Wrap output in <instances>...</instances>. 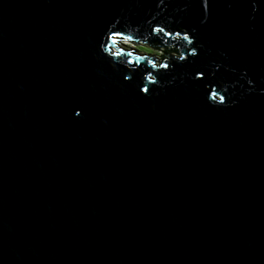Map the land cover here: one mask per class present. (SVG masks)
Segmentation results:
<instances>
[{"label":"water","instance_id":"water-1","mask_svg":"<svg viewBox=\"0 0 264 264\" xmlns=\"http://www.w3.org/2000/svg\"><path fill=\"white\" fill-rule=\"evenodd\" d=\"M0 264H264V0H0Z\"/></svg>","mask_w":264,"mask_h":264},{"label":"rangeland","instance_id":"rangeland-1","mask_svg":"<svg viewBox=\"0 0 264 264\" xmlns=\"http://www.w3.org/2000/svg\"><path fill=\"white\" fill-rule=\"evenodd\" d=\"M134 46V45H133ZM136 47L140 48L141 51H144V52H149V53H153L155 54L156 56H160V49H157V48H151V47H147L149 50H144L142 47L144 46H138V45H135Z\"/></svg>","mask_w":264,"mask_h":264},{"label":"trees","instance_id":"trees-1","mask_svg":"<svg viewBox=\"0 0 264 264\" xmlns=\"http://www.w3.org/2000/svg\"><path fill=\"white\" fill-rule=\"evenodd\" d=\"M142 48H143L144 50H149L146 46H144V47H142ZM175 52L178 53V54L180 53L179 50H176Z\"/></svg>","mask_w":264,"mask_h":264},{"label":"snow or ice","instance_id":"snow-or-ice-1","mask_svg":"<svg viewBox=\"0 0 264 264\" xmlns=\"http://www.w3.org/2000/svg\"><path fill=\"white\" fill-rule=\"evenodd\" d=\"M144 91H147V89H144Z\"/></svg>","mask_w":264,"mask_h":264},{"label":"flooded vegetation","instance_id":"flooded-vegetation-1","mask_svg":"<svg viewBox=\"0 0 264 264\" xmlns=\"http://www.w3.org/2000/svg\"><path fill=\"white\" fill-rule=\"evenodd\" d=\"M138 50V49H137Z\"/></svg>","mask_w":264,"mask_h":264}]
</instances>
